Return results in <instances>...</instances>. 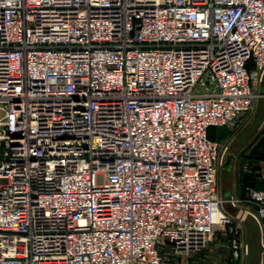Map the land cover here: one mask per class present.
I'll return each instance as SVG.
<instances>
[{"label": "built area", "instance_id": "built-area-1", "mask_svg": "<svg viewBox=\"0 0 264 264\" xmlns=\"http://www.w3.org/2000/svg\"><path fill=\"white\" fill-rule=\"evenodd\" d=\"M263 79L264 0H0V264H192L218 232L240 262L248 217L264 248L208 134Z\"/></svg>", "mask_w": 264, "mask_h": 264}, {"label": "crops", "instance_id": "crops-1", "mask_svg": "<svg viewBox=\"0 0 264 264\" xmlns=\"http://www.w3.org/2000/svg\"><path fill=\"white\" fill-rule=\"evenodd\" d=\"M258 92L256 110L249 117L242 118L234 127H211L208 131L209 137L214 140H229L230 152L224 167L225 180L221 183V194L225 199L231 196H242L246 187L252 186L264 190V179L261 174L264 172V79L255 85ZM231 172V176L228 174ZM225 208L233 213L238 208L230 203H225ZM255 224L259 234L257 223L248 217L244 222L245 242L249 246V252L241 258L240 262L233 257L231 238L222 232L215 235L214 240L208 248L196 254L192 264H217L221 263V249L228 246L231 251L232 260L229 264H244L250 254V242L247 234L250 226ZM260 244L261 236H260ZM223 246V247H222ZM224 249V248H223Z\"/></svg>", "mask_w": 264, "mask_h": 264}, {"label": "rangeland", "instance_id": "rangeland-1", "mask_svg": "<svg viewBox=\"0 0 264 264\" xmlns=\"http://www.w3.org/2000/svg\"><path fill=\"white\" fill-rule=\"evenodd\" d=\"M258 83H260V82H258ZM255 110H256V107H255ZM229 152H230V145H229L228 152L225 154L223 166H222L221 172H220V189L222 188L221 183L225 180V177L227 178V176H224V167H225ZM228 174L230 176L232 175L231 172H229ZM251 225L252 226H250L249 230H247L249 242L251 244L250 245V254L248 256L247 262L244 264H262L263 259H264V248H263L262 244H260V240H259L260 234H259L257 227H255V224L251 223ZM223 248L221 249L222 252L220 255L221 263H217V264H229L228 262H230L232 260L231 254H230L231 251H230L229 247L224 246Z\"/></svg>", "mask_w": 264, "mask_h": 264}]
</instances>
